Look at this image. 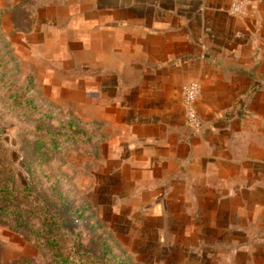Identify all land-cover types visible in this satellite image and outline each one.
Returning a JSON list of instances; mask_svg holds the SVG:
<instances>
[{
	"label": "rangeland",
	"instance_id": "1",
	"mask_svg": "<svg viewBox=\"0 0 264 264\" xmlns=\"http://www.w3.org/2000/svg\"><path fill=\"white\" fill-rule=\"evenodd\" d=\"M242 1L249 16L254 5ZM158 2L0 0V141L12 154L17 184L31 185L35 200L46 196L62 209L66 201L85 211L73 216L81 241L98 251L106 241L128 264H264V177H248L251 157L264 161L262 132L256 149L252 134L239 141L229 135L221 154L232 163L227 179L211 181L207 191L203 179L179 180L175 199L167 190L170 175L140 161L142 142L133 134L144 130L132 120L139 121L133 108L143 98L135 89L139 68L136 75L130 65L139 64L135 29L155 26ZM214 66L206 68L212 83L187 81L174 99L179 139L195 136L199 154L210 151L201 141L207 126L220 122L232 134L238 124H252L251 111L245 120L236 114L245 108L242 85L219 83L223 71ZM193 82L201 88L199 131L189 128L182 97ZM75 134L91 139L76 142ZM16 261L48 264L23 234L0 222V264Z\"/></svg>",
	"mask_w": 264,
	"mask_h": 264
},
{
	"label": "crops",
	"instance_id": "2",
	"mask_svg": "<svg viewBox=\"0 0 264 264\" xmlns=\"http://www.w3.org/2000/svg\"><path fill=\"white\" fill-rule=\"evenodd\" d=\"M232 1L159 0L157 5L163 10L155 15V26L141 25L135 29L133 49L139 53V64L133 61L130 67L136 75L139 68V86L135 89L143 99L133 108L139 112V121L132 120V123H139L144 131L133 136L134 140L142 142L138 149L142 155L140 161L146 168L156 164L161 174L170 175L168 179L173 182L167 190H171V199L180 196L179 180L203 179L209 182L204 186L207 191L213 186L211 181L224 176L227 179L232 163L221 154L227 152L229 135L238 140L252 134L257 140V147L252 146L254 149L258 148L260 132L264 135V103L261 107L257 104V100H264V0H251L253 9L245 17L229 13ZM147 19L148 16L140 14L139 20ZM212 61L216 63L214 68L223 71L219 83L242 85L239 94L240 101L245 100V108L236 114L245 120V111H251L252 124L247 129L242 122L232 134L227 126L221 127L220 122L207 126L201 141L204 149L210 151L199 154L195 153V136L179 139L184 131L177 124L180 115L174 110V99L187 81L200 78L212 83L206 73ZM197 66L204 68L203 71ZM151 92L155 95L154 101L148 100ZM221 116L227 118L226 111L220 112L222 122ZM250 163L253 169L248 177L253 180L264 177V161L253 156ZM174 168L178 170L177 175H171Z\"/></svg>",
	"mask_w": 264,
	"mask_h": 264
},
{
	"label": "trees",
	"instance_id": "3",
	"mask_svg": "<svg viewBox=\"0 0 264 264\" xmlns=\"http://www.w3.org/2000/svg\"><path fill=\"white\" fill-rule=\"evenodd\" d=\"M49 133L54 135L51 130ZM75 136L76 142L84 139L77 137V134ZM86 139L90 140L91 137ZM52 148L56 150V145ZM27 166L29 173L36 170L29 164ZM13 167L12 154L0 141V222L23 234L48 260V264L129 263L123 254L118 253V250L109 246L106 241L101 243L102 248L99 251L93 242L86 246L80 239L81 234L76 231V220L73 217L84 216L85 211L75 210L66 201L62 209L55 199L46 196H43L41 201L35 200L32 192L34 188L31 185L17 184ZM62 195L63 193L59 194L60 199ZM25 262L16 261L13 264Z\"/></svg>",
	"mask_w": 264,
	"mask_h": 264
},
{
	"label": "built area",
	"instance_id": "4",
	"mask_svg": "<svg viewBox=\"0 0 264 264\" xmlns=\"http://www.w3.org/2000/svg\"><path fill=\"white\" fill-rule=\"evenodd\" d=\"M233 16L245 17L247 16L246 2L242 0H234L230 9ZM201 95V88L199 83L193 82L182 90L183 104L187 108L186 116L188 125L191 126L195 131L200 130V122L197 118L195 103Z\"/></svg>",
	"mask_w": 264,
	"mask_h": 264
}]
</instances>
